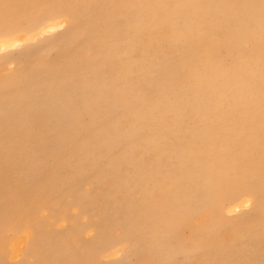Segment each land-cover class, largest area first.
<instances>
[{
  "label": "bare ground",
  "instance_id": "1",
  "mask_svg": "<svg viewBox=\"0 0 264 264\" xmlns=\"http://www.w3.org/2000/svg\"><path fill=\"white\" fill-rule=\"evenodd\" d=\"M262 4L0 0V58L62 32L30 54L0 60L1 70L14 69L0 83V260L12 241L14 258L70 263L66 244L36 226L38 203L51 200L89 218L99 211V221L89 223L100 232L93 238L106 239L117 225L141 257L146 235L160 233L180 246V230L196 214L210 221L205 241L221 245V207L236 213L253 205L248 217L223 222L245 237L244 245L205 250L211 262L203 264H264V59L258 55L264 17H256ZM48 48L56 54L41 55L45 65L34 68L33 57ZM50 210L52 219L64 220V212ZM249 217L258 220L256 230L240 228ZM112 244L108 237L105 247Z\"/></svg>",
  "mask_w": 264,
  "mask_h": 264
},
{
  "label": "rangeland",
  "instance_id": "2",
  "mask_svg": "<svg viewBox=\"0 0 264 264\" xmlns=\"http://www.w3.org/2000/svg\"><path fill=\"white\" fill-rule=\"evenodd\" d=\"M259 14H256V17L257 16H263L264 17V4H262V5H260L259 7ZM21 27L20 28H23V29H25V27L27 26V23H26V21L25 20H21ZM60 33H62V32H57V33H55L54 35H49V36H45V37H43V38H41V39H38V40H34V41H31V42H28V43H25L23 46H17L14 50H11V51H8L7 53H4V56H2L1 58H0V60L3 58V57H5V56H12V57H17V56H25L26 54H30V53H28V50L29 51H32V50H36V49H38V48H40L41 46H44V45H46L47 43H49V42H51L52 40H54V39H56V38H59V36H61V34ZM250 42H248V43H245L244 44V49H249V47H250ZM29 45V47H28V49L26 50L25 48H27V46ZM23 47V48H22ZM33 47H35V48H33ZM24 49V50H23ZM31 49V50H30ZM52 48H48L46 51H42L41 53H38L37 55H36V57L34 56L33 57V59L32 60H34V65H33V67L35 68V67H38V66H40V64L41 65H45V64H43V62L45 61L44 60V56L47 54L48 55V58H51V57H53L56 53H54L55 52V50L54 49H52ZM51 50V51H50ZM26 51V52H25ZM9 53V55H7ZM23 54H25V55H23ZM44 54V56L42 57L41 55H43ZM220 54L222 55V54H224V51L223 52H220ZM0 55H3V53H0ZM262 59H264V51H261L259 54H258ZM41 60L42 62L40 63L39 61ZM258 60H260V61H262L261 59H258ZM39 62V65H37L38 64V62ZM35 62H37V64L35 63ZM5 72V73H4ZM9 72V73H8ZM12 72H14V69H8V70H1L0 69V83L2 82V81H4L5 79H7V78H9V77H11V76H13V74L14 73H12ZM2 73V74H1ZM2 75V76H1ZM5 75V76H4ZM2 78H3V80H2ZM89 189V187H87V186H84L83 188H82V190H85V189ZM238 191H240V189H238ZM119 194V193H118ZM118 194L116 195V197L117 198H119V196H118ZM120 195V197H122V194L120 193L119 194ZM222 197H225V195H222ZM224 201V200H223ZM226 201V200H225ZM44 202H42L41 203V205L38 203V205H39V207H36V209H38V210H41V212L39 211L38 213H37V218H36V220H37V228L38 229H41V230H44V231H49V233L52 235V236H54L57 240H58V238H60L58 241H59V243H63V245H67V247H66V245L65 246H63V252H64V255L66 254V256H67V260L68 261H70V263L68 262V263H64V264H77V262H78V264H81V259H82V262H83V264L85 263V264H101L102 262H104V263H102V264H163V262H164V264H172V262H169V261H173L175 264H194V263H197L198 264V262H199V264H203V263H205V262H211V261H208L207 260V258L210 260V258L208 257V255H206V251H208L209 250V252L211 253V251H213L214 253H218V252H221V250H223L222 249V244H224V245H226V244H229V243H231V244H234L235 246H236V248H241L243 245H244V243H245V237H243V239H240L237 235H234L235 233H233L232 232V228H229V226L226 224L227 222H229L230 220L229 219H231V221H233V220H236V221H234V222H237L239 219H241L242 217L244 218L245 216H247V213H248V216H249V214L252 212V211H250V210H253V208H254V206L252 205V206H250V207H247V208H245V209H243V210H241V211H239V212H236V213H230V212H228V211H226L225 209H224V207H225V205L223 206V207H221V211H219V213H221V215H222V217H223V222H226V223H223L222 222V224L221 225H219L218 227H217V229H216V234H217V237H218V240H220L221 241V245H215V246H213V247H210L212 244L211 243H209V242H207V241H205V238H206V235H207V230H208V227H209V223H210V221H208V218L207 217H205L204 215H202V214H196V215H192L191 216V218H189L190 220H191V222H190V224L188 225V228H182V230H180V236H179V238L181 239V241H180V246L176 243V240H174L173 238H171V237H167V239L166 238H164V236L162 235V234H160V233H158V234H156V236H153L152 237V235H146L145 236V240H144V242L146 243V245H148V246H145V249H143L141 252L143 253V251H144V257H141L140 255H138V254H136V252H134V254H133V250L135 249L136 250V248H137V245H135L134 244V242L132 243H130V242H128V241H126V237L124 236V234L122 233L123 232V230L121 231V228H119V227H117V225H114V226H112V227H110L108 230H109V233L107 234V237L106 236H104L106 239H104L103 237L101 238V240L103 239V240H105V242H103V240H102V245L100 246L99 244H101V240L99 239L98 240V238H96L99 242H97L96 241V239H94L93 237H94V235L96 234V236L98 235V233H97V229H94V227L95 226H93V228H91L92 226H90V224L89 223H91V221H92V219H93V221L94 222H96V221H99V217L97 216V214L99 215L100 213H99V211L97 212V214L96 213H94V215H92L93 217H88L89 215L88 214H85L84 212H83V214H81L82 212V210L80 209V208H77L78 209V211L77 210H65L64 208H61V203L58 201H56V206L57 207H59V205H60V207L57 209L56 208V206H55V203H53V202H51V200H47V203L45 204H43ZM60 203V204H59ZM48 204V205H47ZM53 204H54V206L55 207H52L53 206ZM224 204H226V202H224ZM37 205V206H38ZM43 205H44V207H43ZM47 205V206H46ZM139 205V204H138ZM137 205V206H138ZM43 207V208H42ZM46 209L45 211L43 210V209ZM50 208H52V210H55V213L61 208V210H59V212H57L56 213V215L57 214H59V215H62V214H60V213H63L64 212V215H62L63 217H64V220H60V219H57L58 220V222H56L57 220L56 219H52L54 216L53 215H51V210H50ZM138 208H140V209H142V207H138ZM57 209V210H56ZM38 210H36V211H38ZM81 210V211H80ZM46 211H48L47 213H46ZM141 211H145V208H143V210H141ZM68 214H67V213ZM78 213H80V216H79V214ZM212 213H213V211H212ZM50 214V215H49ZM66 215H68V217H71V218H73V219H75V220H73V219H71V218H68ZM76 215V216H75ZM215 215H216V213H215ZM73 216V217H72ZM79 216V217H78ZM247 216V217H248ZM52 217V218H51ZM76 217H78V219H76ZM193 217V218H192ZM239 217V218H238ZM40 218V219H39ZM66 219H68V220H66ZM90 220V222H89V220ZM105 219V218H104ZM35 220V219H34ZM66 220V221H65ZM69 220H71V222L72 223H70V221ZM249 220H250V222H249ZM44 223H43V222ZM230 221V222H231ZM42 222V224H44V225H42V224H40ZM65 222V223H64ZM247 222H249V223H247ZM247 222H245L240 228H249V229H251L252 230V228H257V223H258V220H256V219H251V217H249V218H247ZM68 223V224H67ZM102 223H103V220H102ZM204 223V224H203ZM51 224V225H50ZM76 224V225H75ZM85 224V225H84ZM88 224V226H86ZM98 224H101V222L100 223H98ZM195 224V225H194ZM196 224H198V225H196ZM38 225H39V227H38ZM55 225H57V226H55ZM70 225H71V227H70ZM95 225H97V224H95ZM202 225V226H201ZM77 226L79 227V230H81V231H79V230H76V228H77ZM115 226H116V228H115ZM195 226V227H194ZM70 227V228H69ZM76 227V228H75ZM85 227H87V228H85ZM193 227V228H192ZM259 228H261V226H258ZM54 228V229H53ZM82 228V229H81ZM107 226H106V229H105V231H107ZM72 229H75L76 231H74V230H72ZM118 229H119V231H118ZM184 229V230H183ZM192 229V230H191ZM201 229V230H200ZM10 230V229H9ZM68 230H69V233H68ZM193 230H195V231H193ZM256 230V229H255ZM67 231V232H66ZM72 231H74V232H72ZM80 233H79V232ZM113 231H114V233H113ZM181 231H183L182 233H181ZM60 232H61V234H62V236H61V234H60ZM66 232V233H65ZM92 232V233H91ZM99 232V231H98ZM189 232V233H188ZM190 232H191V234H190ZM8 233V234H7ZM65 233V234H64ZM70 233H72L71 235H70ZM100 233V232H99ZM113 233V234H112ZM244 233H246V229H244V231H243V234ZM10 234H11V231L9 232H6V234L5 235H7V240H8V242H9V240L11 239V237H10ZM64 234V235H63ZM86 234V235H85ZM185 236H184V235ZM110 235V236H109ZM114 235H118L117 237H115ZM229 235V236H228ZM63 236H65V237H67V239L66 238H63ZM72 236H74L73 237V239H72V242L71 241H67L68 240V238L69 237H72ZM191 236V237H190ZM193 236V237H192ZM205 236V237H204ZM77 237H78V240H77ZM108 237L113 241V244H112V246L113 247H109V246H107V247H105V245L107 244V242H108ZM120 237H121V239H120ZM155 237H157V238H155ZM188 237V238H187ZM92 238H93V240H92ZM125 238V240H123ZM154 238H155V240H154ZM160 240H159V239ZM192 238V239H191ZM227 238H229V239H227ZM115 239V240H114ZM158 239V240H157ZM162 239H164V240H162ZM226 239V240H225ZM64 240V241H63ZM66 240V241H65ZM81 240H82V244H81ZM154 240V241H153ZM188 242H187V241ZM79 241V242H78ZM152 241V242H151ZM162 241V242H161ZM192 241V242H191ZM71 242V243H70ZM86 242H90V243H88V244H86ZM93 242V243H92ZM120 242H124V243H120ZM163 242H165V243H163ZM194 242V243H193ZM12 241H10L9 243H8V245H9V247H8V245H7V256H6V258L2 261V260H0V262L2 261V263L3 264H28L29 262V264H32L34 261V259L33 258H29V257H25V255L22 257L21 255L20 256H16L15 258L13 257L14 256V249L13 248H11L13 245H14V242L12 243ZM65 243V244H64ZM85 243V244H84ZM92 243V244H91ZM156 243V244H155ZM176 243V244H175ZM190 243V245H188ZM237 243H238V245H237ZM72 244V246L73 245H75V246H73V247H70V245ZM90 244H91V246H93V248H95V247H99V248H101L102 249V247H105V248H103L102 249V251H103V253L100 251V250H97L96 248V250L97 251H99V252H101L100 254H98L99 252H97L96 250H94V249H92L91 250V253H90V251H89V247H91L90 246ZM94 244V245H93ZM153 244H154V246H153ZM167 244V245H166ZM173 244H175V245H173ZM12 245V246H11ZM61 245V244H60ZM83 245V246H82ZM87 245V246H86ZM99 245V246H98ZM130 245V246H129ZM185 245H187V246H185ZM127 246H129V248H127ZM132 246V247H131ZM176 246V247H175ZM184 246V247H183ZM205 246V247H204ZM221 246V247H220ZM57 247V246H56ZM61 247H62V245H61ZM79 248V249H82V250H78V249H75V248ZM83 247V248H82ZM115 247V248H114ZM131 247V248H130ZM154 247V248H153ZM175 247V248H174ZM189 247V248H188ZM200 247V248H199ZM205 248V249H203V248ZM9 248V249H8ZM11 248V249H10ZM70 248V249H69ZM85 248V249H84ZM107 248V249H106ZM111 250H110V249ZM119 248H121L122 249V251L120 252V249ZM183 248V249H182ZM206 248H209V249H206ZM67 249V250H66ZM105 249V250H104ZM109 249V250H108ZM181 251H180V250ZM247 249H249V248H247ZM108 250V251H107ZM134 250V251H135ZM162 250L163 251H165L164 252V254H163V252H162ZM170 250V251H169ZM178 250V251H177ZM204 251V254H202V252ZM206 250V251H205ZM232 250V249H231ZM13 251V252H12ZM56 251V250H55ZM67 251V252H66ZM146 251V252H145ZM154 251H155V254H154ZM201 251V252H200ZM54 252V251H53ZM76 252H78L80 255H82V256H77V253ZM81 252H83V253H81ZM87 254H85V253ZM88 252V253H87ZM97 252V253H96ZM108 252V253H107ZM131 252V253H130ZM156 252H158L157 254H156ZM170 252V253H169ZM176 252V253H175ZM180 253L178 256H176L175 254H177V253ZM198 253V255H200L199 256V258L200 257H202V260L201 259H197V253ZM212 252V253H213ZM68 253V254H67ZM97 255H96V254ZM112 253V254H111ZM147 253V254H146ZM175 253V254H174ZM181 253H183V255L181 254ZM192 253V254H191ZM195 253V254H194ZM13 254V255H12ZM73 254H74V256H73ZM111 254V255H110ZM173 256H172V255ZM8 255H9V257H8ZM56 255H58V254H56ZM84 255H86V258L84 257ZM98 255H100V256H98ZM137 255V256H136ZM157 255V256H156ZM159 255V256H158ZM171 255V256H170ZM175 255V256H174ZM184 255H186V256H184ZM193 257H192V256ZM68 256H69V258H68ZM70 256H73V257H70ZM195 256V257H194ZM13 257V258H12ZM27 258V259H25V258ZM81 257H84V259L83 258H81ZM101 257V258H100ZM163 257V258H162ZM165 257H166V259H165ZM171 257V258H170ZM193 259H192V258ZM20 258V259H19ZM73 258V259H72ZM78 258V259H77ZM87 258H89L88 260H87ZM94 258V259H93ZM107 258V259H106ZM141 259V261H140V259ZM169 258V259H168ZM204 258V259H203ZM33 259V260H32ZM86 259V260H85ZM91 259V260H90ZM165 259V260H164ZM188 259V260H187ZM192 261H191V260ZM57 260H59V261H61L62 262V259H60V258H58ZM74 260H76V261H74ZM78 260V261H77ZM83 260H85V261H83ZM93 260V261H92ZM104 260V261H103ZM161 260V261H160ZM163 260V261H162ZM196 260H198L197 262H196ZM92 261V263H89V262H91ZM102 261V262H101ZM145 261V262H144ZM205 261V262H204ZM32 262V263H31ZM60 262V263H61ZM64 262V261H63ZM140 262V263H139ZM57 263V262H56ZM60 263H58V264H60ZM173 263V264H174ZM1 264V263H0ZM209 264H211V263H209Z\"/></svg>",
  "mask_w": 264,
  "mask_h": 264
}]
</instances>
